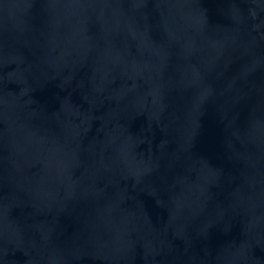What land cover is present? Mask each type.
Returning a JSON list of instances; mask_svg holds the SVG:
<instances>
[{
    "label": "water",
    "instance_id": "obj_1",
    "mask_svg": "<svg viewBox=\"0 0 264 264\" xmlns=\"http://www.w3.org/2000/svg\"><path fill=\"white\" fill-rule=\"evenodd\" d=\"M0 264H264V0H0Z\"/></svg>",
    "mask_w": 264,
    "mask_h": 264
}]
</instances>
